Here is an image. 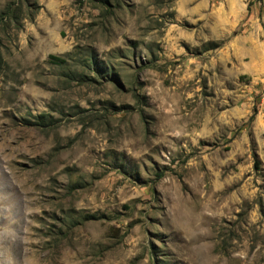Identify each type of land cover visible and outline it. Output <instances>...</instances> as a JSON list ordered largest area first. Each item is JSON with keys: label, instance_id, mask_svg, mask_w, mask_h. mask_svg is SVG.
<instances>
[{"label": "rangeland", "instance_id": "1", "mask_svg": "<svg viewBox=\"0 0 264 264\" xmlns=\"http://www.w3.org/2000/svg\"><path fill=\"white\" fill-rule=\"evenodd\" d=\"M0 264H264V0H0Z\"/></svg>", "mask_w": 264, "mask_h": 264}, {"label": "trees", "instance_id": "2", "mask_svg": "<svg viewBox=\"0 0 264 264\" xmlns=\"http://www.w3.org/2000/svg\"><path fill=\"white\" fill-rule=\"evenodd\" d=\"M49 59L50 60H56V58L55 57H52V56H50Z\"/></svg>", "mask_w": 264, "mask_h": 264}]
</instances>
